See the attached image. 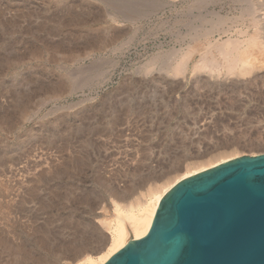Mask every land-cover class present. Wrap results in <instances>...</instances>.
<instances>
[{"label":"rangeland","instance_id":"rangeland-1","mask_svg":"<svg viewBox=\"0 0 264 264\" xmlns=\"http://www.w3.org/2000/svg\"><path fill=\"white\" fill-rule=\"evenodd\" d=\"M25 3L30 6H27L29 9L23 7ZM63 5L78 13L86 9L83 19L95 21L97 29L105 28L109 23L110 32L116 31V35L114 34L115 38L107 43L105 50L93 56L86 53L84 55L85 50L79 48L82 57L68 68L70 71L87 68L84 71L86 74L83 72V79L90 80L76 89H71L72 91L69 90L70 93L68 91L67 93L66 89L58 91L52 88L41 91L36 88V84L29 85L30 87L23 86L20 83L23 77L14 80L11 76H0V233L10 244L16 243L21 251L25 250L30 255L22 258L24 261L20 258H10V261L8 258V261L4 260L1 264H36L43 256L45 263L51 259V262L55 261L56 264H72L74 260L69 257V248L74 242L84 239L82 242L91 248L97 245L95 235L99 237L100 232H104V236L106 235L104 238H109L110 233L104 220L109 221L115 215L114 201L109 190L111 188L125 190L131 183L139 182L140 175L146 176L147 180L129 200L143 199V194L148 193L150 186L161 184L168 176L169 180H176V177L187 169L189 170L187 175H192L242 155L264 153V146L252 148L240 144L255 138L252 135L245 137L239 132L245 127L237 124L240 122L238 116H234L236 113L225 107L224 101L214 100L203 89L193 88L194 85L190 82L179 84L173 73L163 71L164 65L160 62L168 51L176 47L175 28L172 27L175 17L173 6L167 7L164 11L159 9L147 17L129 21L99 0H0V26L5 20L16 18L18 27L14 25L13 28L18 33L12 36L15 39L20 37L17 47L21 46L19 50H23L27 46L24 41L43 36L44 32L39 28L43 20L47 24H54L55 19L52 15L56 17ZM19 6L23 9H19ZM46 10L47 13L44 12ZM43 14L53 20L46 19V16L42 18ZM112 15L116 16L118 21H109ZM165 21L167 23H164ZM78 28L79 26L70 24L59 33L55 32L56 35L51 34L52 37L49 34L44 35L55 41ZM0 50L2 53V46ZM97 62L104 63L97 72L99 75L89 70L90 65ZM151 65L152 68H149ZM47 68L49 70L47 75L52 79L63 73L58 72L52 65ZM34 71H24L23 75H33ZM30 91L33 92L28 100L29 116L27 114V119L23 121L20 117L16 119V110L11 107V100L13 101L15 96L25 99ZM188 100L190 106L188 107L186 103L184 106L183 101ZM121 101L122 103L124 101L122 106ZM227 102L232 105L230 107H234L233 101ZM110 104L115 107L112 109ZM128 105L135 106L134 112ZM166 106H174L172 108L174 117L166 113L168 110ZM176 106H179L177 110ZM108 108L115 112L112 113ZM248 109L247 105L244 110ZM4 110L11 112V115L7 113L10 115L9 119L3 116ZM244 115L242 118L246 117ZM5 120L13 123L11 129L4 123ZM176 127L188 129L185 134L191 132L193 140L195 139L191 146L193 149L184 151L178 149L176 152L177 149H172L173 152L171 150L166 154L162 152L163 146L172 140L171 133ZM86 136L89 137L92 146L86 145ZM255 141L261 140L258 138ZM174 152L177 154L174 155ZM79 155L80 157L82 155V160L86 162H82L83 165L79 167L75 163L77 166L75 167L76 160L73 157ZM176 156H180L181 159L177 160ZM141 158L144 161L140 160ZM141 161L144 162L142 167ZM137 164L141 169H138ZM82 191L85 192V199H82L84 197ZM81 193L80 199L77 195L74 197V194ZM85 228L93 230L94 239L90 238L92 234L86 233L88 230ZM41 238L47 239L44 243L47 247L41 245ZM55 258L58 259L57 262Z\"/></svg>","mask_w":264,"mask_h":264},{"label":"bare ground","instance_id":"bare-ground-1","mask_svg":"<svg viewBox=\"0 0 264 264\" xmlns=\"http://www.w3.org/2000/svg\"><path fill=\"white\" fill-rule=\"evenodd\" d=\"M99 1L102 2L103 4H105V6H109L110 9H113L114 11H116V14H119L121 17H124L125 19H129V21L130 20L135 21V19L147 17L148 14L151 15V13H154L159 9L164 11L165 9H167V7L173 6L175 17H174V24L172 27L175 28L174 29V36H175L176 47L173 50L168 51L167 54H165L166 56H164V59L162 60L163 63L160 62L161 64L164 65V68H162V69H164L163 71H165L166 73H170V72L173 73L176 76L177 82L179 84H183L184 82H186V83L190 82L194 85L193 88L197 87V89H199V88L203 89V91L208 93V95H210L211 98H214V100L217 99L218 101H224L223 103H224V105H226L225 107L234 111L236 113V114L234 113L235 114L234 116H238V121H240V122L237 124H240L241 126L243 125L242 127H245V129L241 128L243 130L242 132H241V129L239 127V129H240L239 132L242 133L243 136H245V137L252 135L255 138V140L258 138H260V140H261L260 142H258L259 140L258 141L247 140L246 142L240 143L241 145L243 144L242 146H248V147H252V148H257V147L260 148V147L264 146V128H263L264 127V125H263L264 124V0H99ZM26 4L27 3H25L23 5V7L25 6L24 7L25 9H29L30 6L28 4L27 5ZM27 6H29V7H27ZM23 7L19 6L18 8L23 9ZM84 11H82V12L80 11L81 13H78L76 11H73L72 8L67 7L66 5H63L62 10H60L58 12L56 17H54V15H52V18L55 19L54 24H52V25H51V23L47 24V22L43 20V22H41V24L39 25L40 27L37 26L44 32L43 36H41V35H40L41 37L36 36V39L32 40V38H31V40L29 39V40L24 41V43L27 46H25L23 48V50L22 49L19 50V48L21 46L19 48L17 47V45L19 44L18 39L20 37L16 38L17 39L16 40L15 37L12 36L17 32V31L15 32V30H14L15 27H18V24H16L17 20H15L16 18L5 20V23L1 24V26H0L1 27L0 28V32H1L0 35H2V37L0 38V46H2V49H3L2 50L3 52L0 53V76L1 75L3 77L4 76H11V78L14 80H16L17 78L20 79L23 77V80H21V82H20L23 84V86L30 87L29 85L32 86L33 84H36V88L38 90H41V91H45L48 88H52V89H57L58 91L62 90V89H64V90L66 89V92L67 91L69 92V90L74 89V88L76 89V88L82 86L83 84H85L86 81H89L90 78L88 80L83 79V72L87 68L86 69L84 68L83 70L77 69L75 71H73V70L70 71V69L68 68L69 65H71L73 63L75 64V62L80 60V58L82 57L80 55V52H79L81 49H79V48L84 49L85 52L83 54L85 55V53H86V55H89V56L90 55L93 56L95 53L105 50V48H107V43L109 41H112L113 38H115L116 31H114V33L110 32L109 23L105 28L103 27V28L97 29L95 27V24H96L95 21L89 22L88 20L83 19L84 18L83 16L85 15ZM30 12L34 13V11H30ZM44 12L47 13V10ZM116 14H114V15H116ZM28 15H30V14H28ZM45 16L46 15L43 14L42 18ZM1 17L3 18V16H1ZM45 18L48 20H51L50 19L51 17L47 18V16H46ZM28 20H30V18ZM110 20L112 22L118 21L116 16L113 17V15H112V19H109V21ZM164 23H167V22L165 21ZM70 24H73V25L75 24L77 27L79 26V28L74 30V31H71V33L69 35H66L64 37L61 36V38H59L58 40L57 39L56 40L54 39L55 41L50 40L51 37L53 36V35L51 36V34H53V33L55 34V32L59 33L63 28L67 27ZM14 25H15V27H14ZM162 25H165V24H162ZM26 26L28 27V25H26ZM24 28H25V26H24ZM173 28H171V29H173ZM32 29H31V31H32ZM34 30H33V32H34ZM36 30H38V29H36ZM166 30H168V28ZM33 32H30V33H33ZM34 33H33V35H34ZM44 34H46V36H47V34H49L51 36L50 39L45 37ZM26 35L27 34H25V36ZM28 35H29V33H28ZM43 37H45V38H43ZM23 40H24V38H23ZM21 45H23V44H21ZM76 58H78V59H76ZM85 58H86V56H85ZM70 61H71V63H70ZM98 62H97V64L93 63L92 65H90L91 68H89V70H93V72L95 71V73L100 71L99 69H101V67L104 65V63L100 62L101 64H99ZM102 63H103V65H102ZM155 64H156V62H155ZM51 65L53 67H55L58 72L59 71L63 72V73H60L61 76H58V78H56V79H54V78L52 79L51 77H49L47 75L49 72L47 67L50 68ZM152 65L148 66V67L152 68ZM161 67H163V66L161 65ZM29 70L30 71L35 70L34 74L33 75H25L24 74L25 75L24 76L23 72L24 71L26 72ZM52 74H53V72H52ZM97 74L99 75V73H97ZM97 74H95V75L97 76ZM93 75H94V73H93ZM90 76H92V75H90ZM9 80H10V78H9ZM16 88H17V86H16ZM24 88H22V89H24ZM216 88L219 90H217ZM58 91H56V92H58ZM27 92H28V90H27ZM32 92L30 91L29 94L27 93L28 95L24 94V96L26 95L25 99H21L20 96L19 97L15 96L16 98H14L13 101L11 100V102H12L11 107H13L16 110V111L14 110L16 112V115H17L16 119H18V117H20V119L22 118V121L25 120V118L29 112L28 111L29 109L27 108L28 104H29L28 100L32 97ZM13 93H14V91H13ZM22 95H23V93H22ZM12 97H14V96H12ZM227 101H231V102L233 101L234 107H230L231 104H229ZM118 103H120V102H118ZM123 103H124V101H123ZM123 103L121 101L120 105ZM183 103H184V106H185V103L188 105V107L190 106L189 100L185 101V102L183 101ZM126 104H128V103H126ZM110 105H111V108L115 107V106H112V104H110ZM247 105L249 106V109L245 111L244 108H247ZM125 106H127V105H125ZM128 106L131 107L130 110H133V112H134L135 106H130V105H128ZM108 107L110 108V106H108ZM129 107H127V109L126 108L125 109L128 110ZM166 107H168V106H166ZM242 107H243V109H242ZM172 108H174V106L168 107L167 108L168 110H166V113L169 116L172 115L171 117H174L175 113H174ZM175 108L177 110L179 108V106H176ZM105 110L108 112L107 108ZM7 111L4 112L3 116H5V117L7 116V118H8L11 115V112H7ZM113 112H115V111L112 110V113ZM138 112H140V110ZM7 113L10 115H8ZM172 113H174V114H172ZM85 114L86 113H84V115ZM144 114H146V113H144ZM243 114H245L246 117L242 118ZM28 116H29V114H28ZM113 116H115V115H113ZM211 116H212V114H211ZM254 122L256 124H253ZM4 123H6L8 128H10V129L12 128L13 123L12 122L9 123V120H5ZM159 123H160V121H159ZM85 124H87V123H85ZM105 124H107V123H105ZM214 124H216V123H214ZM189 127L190 126H188V128ZM222 127H224V126H222ZM89 128H90V126H89ZM223 129H225V128H223ZM226 129H227V127H226ZM171 130L173 131V128ZM187 130L188 129L183 130L182 128L180 129L178 127L174 128V131L173 132L171 131L172 132L171 133L172 140L169 139L171 143L170 142L168 143L165 141L167 144H165V146H163L164 150L163 151L161 150V151L167 154L172 149L173 150L177 149V150H175V152H176V151H178V149L179 150L183 149V151H184V150H188L189 148H192L191 146L195 143V141H194L195 139L193 140L191 132H189L188 134H185V133H187ZM88 132H87V136H88ZM168 134H170V133H168ZM193 134H195V133H193ZM242 134H241V137H242ZM200 135H202V136L205 135V136L209 137L206 134H204V135L200 134ZM87 136H86V138H87ZM88 138L86 139V145L89 144V146L90 145L92 146V144H90V140H88ZM146 138H148V137H146ZM49 139H50V137H49ZM85 139L83 141H85ZM204 139H205V137H204ZM227 142H229V140ZM196 144H197V140H196ZM236 144H238V142H236ZM241 145H239V146H241ZM143 149H145V148H143ZM173 150H172V152H173ZM76 152H78V151H76ZM79 152H81V151L79 150ZM85 152L87 153V149H85ZM175 152H174V155L177 154ZM166 154H165V156H166ZM69 155H70V153H69ZM189 155H191V154H189ZM87 157H86V159H87ZM73 158H74V160H76V161H74V165H75V163H77L76 165L78 167L80 165H83V163L85 161V160L84 161L82 160V155H81V157L79 155V156H76ZM142 158H143V156H142ZM142 158L140 160L144 159V158L143 159ZM174 159H176V158H174ZM178 159H181V157L178 156L177 160ZM140 160H138V161H140ZM65 161H66V159H65ZM178 162H180V161H178ZM140 163L139 164L142 167L144 162L141 161ZM139 164H137L138 169L140 168ZM76 165H75V167H77ZM179 165H180V163H179ZM58 168H59V166H58ZM134 168H135V166H134ZM134 168H133V171H134ZM55 169L57 170V168H55ZM77 169H79V168H77ZM195 169H197V167ZM80 170H82V169H80ZM59 171H61V169H59ZM67 172H68V170H67ZM134 172L136 173V171H134ZM188 172H189V170L187 169L186 172L177 176L176 180L175 179L169 180V178H168L169 176H168L167 179L164 180L161 184H156L153 187L150 186V188L148 189V193L143 194L144 198L140 199L142 201H140L137 198H136L137 200L136 199L135 200H133V199L129 200V199L132 196V194L135 193V191H137V189L140 188L142 186V184H144L145 181L147 180V177L144 175H140L139 182H136L133 184L131 183V186L128 185L129 188L126 185L127 189H125V190L123 189V190L119 191L117 188H113V189L111 188L109 191H110V196H112L113 201H114L115 215L113 216L114 218L110 219L109 221L104 220V223L106 224V228L108 229V231L110 233L109 238L108 239L104 238L106 235L104 236V232L103 233L100 232L99 237H98V235H95L97 237L96 238V242H97L96 244L97 245H95V247L93 246L91 248L88 247V244L86 245V244H84L85 242L84 243L82 242V240H84V239H82L81 241L75 240L76 242H74V244L70 243L72 245H70V248H69V251H70L69 257H71L74 260V262L72 264H103L115 252H117L120 248H122L128 241H131L133 239H137V238H140V237H143L144 235H146V233L149 231V228H150L151 223L153 221L154 215L156 213V208H157V205H158L161 197L172 186H174L178 181H180V179L189 176V175H187ZM62 175H63V173H62ZM82 193H83V195L85 194V192H83V191H82ZM82 193H81V195L80 194H74V197H75V195H77L78 199H80L82 196ZM72 196H73V194H72ZM85 198H86V195H84V197H82V199H85ZM82 230H83V228H82ZM86 230H88V229H86ZM87 232H90L92 234L93 230L89 229L88 231H86V233ZM93 235L94 234H92L90 238H93L92 237ZM39 237H40V235H39ZM4 238L5 237L0 233V264L2 261H4V260L6 261L8 258H9L8 260H10V258L11 259H15V258H17V259L24 258L25 259V256L29 255L28 254L29 252L27 253V251H25V250H24L25 252L21 251L22 249L18 245H15L16 243L10 244V242ZM44 239H42V238L40 239L42 242L41 245H43V246H44V243H46V241H47V239L46 240H44ZM106 240H108V242ZM66 242H68V241L66 240ZM44 247H47V245ZM50 248H51V246H50ZM54 249H56V248H54ZM62 250H64V249L62 248ZM32 254H34V253H32ZM60 255H62V254H60ZM5 256L6 257L8 256V257L5 258ZM27 258H28V256H27ZM42 258H40L38 260V258L36 257L35 259L38 260L36 264H56L55 261L51 262V259L49 260L50 262L47 261L45 263L44 262L45 257L43 259ZM57 260L58 259H56V262H57ZM26 261H27V259H26ZM23 263H25V262H23ZM28 263H30V262L28 261Z\"/></svg>","mask_w":264,"mask_h":264},{"label":"water","instance_id":"water-1","mask_svg":"<svg viewBox=\"0 0 264 264\" xmlns=\"http://www.w3.org/2000/svg\"><path fill=\"white\" fill-rule=\"evenodd\" d=\"M103 264H264V153L178 181L146 235Z\"/></svg>","mask_w":264,"mask_h":264}]
</instances>
